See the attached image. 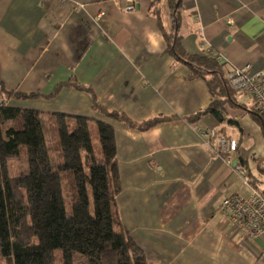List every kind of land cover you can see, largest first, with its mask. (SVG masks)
<instances>
[{"label":"crops","instance_id":"crops-1","mask_svg":"<svg viewBox=\"0 0 264 264\" xmlns=\"http://www.w3.org/2000/svg\"><path fill=\"white\" fill-rule=\"evenodd\" d=\"M135 1L126 12L127 0H0V81L40 94L24 101L42 106L31 110L114 129L121 220L152 264H264V235L249 238L221 212L231 195L249 196L252 187L264 194V151L246 150L235 130L245 139L251 125L264 137L263 123L237 97V109L225 105L227 121L196 118L224 98L168 51L176 39L186 56L221 54L226 73L263 70L264 0H181L178 10L172 0ZM95 104L137 126L166 121L141 131ZM209 130L238 141L250 185L214 152L217 142L202 134Z\"/></svg>","mask_w":264,"mask_h":264},{"label":"trees","instance_id":"trees-1","mask_svg":"<svg viewBox=\"0 0 264 264\" xmlns=\"http://www.w3.org/2000/svg\"><path fill=\"white\" fill-rule=\"evenodd\" d=\"M171 2L178 10L181 0ZM168 51L190 66L193 77L207 80L214 99L224 98L196 118L210 114L218 122L227 121L225 105L235 96L225 64L209 56H186L176 39ZM41 97L11 92L0 81V264H75V254L87 264H152L121 220L114 129L86 117H44L9 104ZM94 110L141 131L166 121L156 118L137 126L97 104ZM47 133L55 145L54 157ZM11 161H21L17 176L10 174Z\"/></svg>","mask_w":264,"mask_h":264},{"label":"built area","instance_id":"built-area-1","mask_svg":"<svg viewBox=\"0 0 264 264\" xmlns=\"http://www.w3.org/2000/svg\"><path fill=\"white\" fill-rule=\"evenodd\" d=\"M48 1H66V0H39ZM135 0H127V6L123 9L126 12L135 9ZM81 8L83 6H80ZM102 16H104L102 14ZM207 55H213L214 51L208 48ZM219 61L225 57L217 55ZM251 65L245 67L231 66L227 73V82L235 94H246L252 98L256 105V112L264 122V69L253 72ZM204 137L209 141L215 140L217 146L215 153L222 156L225 163L231 167L237 176H239L244 185H250V178L247 170L236 161L239 143L237 140L228 136H221L215 130L202 131ZM249 196L234 194L224 199L221 212L224 218L232 225L244 230L249 238L255 239L264 235V194L255 188H251Z\"/></svg>","mask_w":264,"mask_h":264},{"label":"rangeland","instance_id":"rangeland-1","mask_svg":"<svg viewBox=\"0 0 264 264\" xmlns=\"http://www.w3.org/2000/svg\"><path fill=\"white\" fill-rule=\"evenodd\" d=\"M235 99L236 97L238 98V100L242 103H245V105L248 107L247 109L251 112H255L256 111V105L255 102L252 100V98L250 96H243L242 94H235ZM19 108H23V109H30V107L33 108H42V106L39 105V107L32 103V102H24V101H20L18 104ZM226 105H228V107H230L232 110H235L239 107L238 102L235 100H233V102H228L226 103ZM226 111V109H225ZM47 115H49L48 113H43V116L46 117ZM44 120L47 122V119L44 118ZM256 124L259 125V123L256 122ZM250 125V124H249ZM47 126V123H46ZM236 133H237V139L242 140V147H244L246 150H249L250 152L252 151H256L257 153H260L262 151H264V137L263 135H261L260 133H256L253 128L250 127H246L244 130L245 131V139L244 136L242 135V132L239 129H236ZM46 141L52 151L53 157L55 155V145L52 141V137L49 133H47L46 135ZM23 170V167L21 165V161H14V162H10L9 163V171L11 176H17L20 174V171ZM74 260H75V264H87L86 263V259L84 256L80 255V254H75L74 255Z\"/></svg>","mask_w":264,"mask_h":264},{"label":"bare ground","instance_id":"bare-ground-1","mask_svg":"<svg viewBox=\"0 0 264 264\" xmlns=\"http://www.w3.org/2000/svg\"><path fill=\"white\" fill-rule=\"evenodd\" d=\"M228 73V72H227ZM227 77V76H226Z\"/></svg>","mask_w":264,"mask_h":264}]
</instances>
